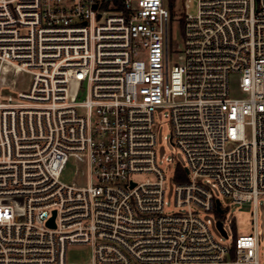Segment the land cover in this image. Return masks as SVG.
I'll list each match as a JSON object with an SVG mask.
<instances>
[{"label":"built area","instance_id":"2783aa9c","mask_svg":"<svg viewBox=\"0 0 264 264\" xmlns=\"http://www.w3.org/2000/svg\"><path fill=\"white\" fill-rule=\"evenodd\" d=\"M183 13L180 43L166 0H0V264H261L264 0ZM164 108L188 159L174 211ZM56 151L75 158L71 183ZM214 187L253 202V233L228 241ZM74 245L89 259L70 261Z\"/></svg>","mask_w":264,"mask_h":264},{"label":"rangeland","instance_id":"374dc122","mask_svg":"<svg viewBox=\"0 0 264 264\" xmlns=\"http://www.w3.org/2000/svg\"><path fill=\"white\" fill-rule=\"evenodd\" d=\"M183 1L184 0H166L168 7L172 13L171 32L173 38L177 42L182 43L183 37ZM195 5L190 8L191 12H195ZM182 21V23H181ZM236 78L233 79V82ZM27 84V83H26ZM25 84V85H26ZM157 144L156 153L158 164L166 173L165 182V200L167 201V209L170 211L177 210L176 202V170L184 168L188 164L185 152L173 142L172 135V118L169 109L157 110L155 112ZM49 163L56 174L62 181L71 183L75 179V158L73 155L66 154L61 151L54 152L49 158ZM214 193L221 199L222 206L226 209L221 215L224 227L228 233V241H233L239 235H248L254 232V210L252 201L244 203H235L226 197L218 187L213 188ZM203 218L212 220L210 225L212 232L216 236H220V232L216 226V215L212 212H203ZM256 225L259 237V253L260 263L264 264V197L258 200L256 207ZM91 248L89 245H74L68 250V258L70 261L80 259H89Z\"/></svg>","mask_w":264,"mask_h":264},{"label":"water","instance_id":"95a60500","mask_svg":"<svg viewBox=\"0 0 264 264\" xmlns=\"http://www.w3.org/2000/svg\"><path fill=\"white\" fill-rule=\"evenodd\" d=\"M52 223H53V219H52V221H51ZM218 225H219V227L222 229V222H220L219 221V223H218ZM223 230V229H222ZM223 232L225 233V231L223 230Z\"/></svg>","mask_w":264,"mask_h":264},{"label":"trees","instance_id":"16d2710c","mask_svg":"<svg viewBox=\"0 0 264 264\" xmlns=\"http://www.w3.org/2000/svg\"><path fill=\"white\" fill-rule=\"evenodd\" d=\"M182 21H184V19ZM182 21H181V23H182Z\"/></svg>","mask_w":264,"mask_h":264}]
</instances>
